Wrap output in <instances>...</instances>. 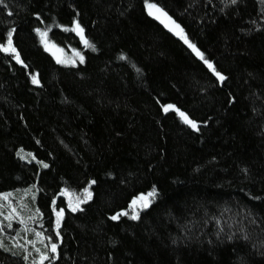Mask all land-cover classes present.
Listing matches in <instances>:
<instances>
[{
    "label": "trees",
    "instance_id": "16d2710c",
    "mask_svg": "<svg viewBox=\"0 0 264 264\" xmlns=\"http://www.w3.org/2000/svg\"><path fill=\"white\" fill-rule=\"evenodd\" d=\"M152 2L225 81L144 0L0 5V42L14 27L28 65L0 52V192L29 209L21 214L28 231L19 220L8 228L0 215V240L12 249L0 248V264L38 259L36 231L59 244V257L49 253L45 264H264V0ZM74 19L95 50L59 27ZM37 27L51 28L65 63L45 49ZM37 74L40 84L32 83ZM165 104L200 130L165 113ZM93 179L92 199L72 212L69 199L82 198ZM153 185L159 195L131 219V200ZM54 198L65 213L62 240ZM121 210L130 215L110 219Z\"/></svg>",
    "mask_w": 264,
    "mask_h": 264
},
{
    "label": "snow or ice",
    "instance_id": "6c2138e0",
    "mask_svg": "<svg viewBox=\"0 0 264 264\" xmlns=\"http://www.w3.org/2000/svg\"><path fill=\"white\" fill-rule=\"evenodd\" d=\"M228 3L230 5H235L238 3V0H228ZM145 7L148 10V14L150 16H154L155 19L159 20L166 28H168L170 31H172L176 36L180 37L181 40L192 50L193 53L197 57H199L200 60L204 62L205 65L215 74V76L221 81H225L227 77L221 72L218 71L217 68L214 65V62L210 59H208L205 56V53L201 51V49L197 46V44L193 43L190 38L188 37L187 33L185 32L184 28L177 23L175 19L169 13L161 7L158 3L152 2V0H144ZM0 5H4L7 7L5 4V0H0ZM12 13L9 12V15ZM38 15V14H37ZM59 27L63 28L65 31H71L75 32L79 38L80 41L84 44L86 48H92L95 50L96 45L92 43L86 36H85V29L82 26L81 22L79 19H74L72 22V26L68 27L65 25H59ZM34 31L39 35L41 43L44 45L45 49L49 52L52 53L53 56L56 57V60L58 63H65L63 59L58 55V52H62V49H59L58 46L50 41L49 39V32L51 31V28H40L37 27L34 29ZM16 32V29L13 27L10 30L7 31L6 34V41L5 42H0V52H3L5 54L10 55L13 59H15L18 63L22 64L24 67H28L27 64L24 63V60L21 58V52L20 50L16 47L13 41V35ZM76 56L79 57L80 61H84V56L80 51H76ZM121 59H127V57L122 56ZM73 63L75 61H72ZM137 71H140L137 69ZM32 83L34 84H40V80L38 79V74L34 75L32 77ZM163 109L165 113L169 112V110H174L178 115L182 118L183 122L196 131H199V126L198 122L194 119H192L187 112L182 111L180 108H178L174 104H165L163 105ZM17 155H20V153H17ZM25 158V157H21ZM33 159L35 157L33 156ZM43 165L44 168H48L49 165L44 163L43 161H38ZM246 171V170H245ZM97 181L95 179L89 181V186L84 189V196L81 198L77 196L75 198V202H73L72 199H69L68 201V207L71 209L72 212H76L78 210H82L80 208V205L84 204L85 202L89 201L92 199V192H91V186L95 185ZM33 188L35 185L32 186ZM65 193L67 192V189L64 190ZM159 195L158 189L155 185H153L152 189L148 193H141L138 196L133 197L131 200V203L129 204L128 208L131 209V219L134 220H139L140 219V211L144 209H148L155 197ZM13 196L12 192H0V209L5 207V204L3 202H7V207L10 209L8 216L5 218L8 223L7 227L12 228V221L13 220H19L20 224L25 225L24 230L28 231L29 229L27 228L25 224V219L22 217L21 213L17 210L16 207L13 206L11 197ZM53 205V212L55 213V236L56 237H61V224L64 218V208H59L57 211L56 208V199L54 198L52 201ZM24 205H22L23 207ZM36 213L38 215H42L40 213V210L37 208ZM0 215H3V212L0 211ZM130 213L128 210H121L116 212L114 215L110 217L111 220L113 221H118L120 220L121 216H129ZM37 217L36 216H30L28 217L29 220H35ZM4 231V226L3 222L0 221V232ZM35 231V230H33ZM36 237L39 239V242L43 245V249L41 248H34L35 252L38 254V259L32 258L31 259V264H45V261H48L50 259L49 253L56 254L54 258L59 257V244L56 242H53V237L51 235L44 236L43 233L36 231L35 232ZM62 240V237H61ZM45 241H48L49 243H45ZM35 241L28 240L27 244H32L35 246ZM50 244V247H49ZM20 248H24L26 251V246L25 245H18ZM0 248H4L6 251H12L11 248H8L3 240H0ZM16 252H13V255H16ZM31 254H26L23 256V259L25 261H28L30 259Z\"/></svg>",
    "mask_w": 264,
    "mask_h": 264
},
{
    "label": "rangeland",
    "instance_id": "374dc122",
    "mask_svg": "<svg viewBox=\"0 0 264 264\" xmlns=\"http://www.w3.org/2000/svg\"><path fill=\"white\" fill-rule=\"evenodd\" d=\"M58 55L60 57H62V53L61 52H58ZM11 200H12L13 206L16 207L17 210L21 214H24L25 213L24 210H26V213L29 212V209H26L25 207H22V205H25L24 201H21L20 199L13 200L12 197H11ZM72 200L75 202V199H72ZM4 204H5V207H3L2 209H0V211H2L3 212V215H6V217H7L10 209L6 206L7 205V202L6 201L4 202Z\"/></svg>",
    "mask_w": 264,
    "mask_h": 264
},
{
    "label": "water",
    "instance_id": "95a60500",
    "mask_svg": "<svg viewBox=\"0 0 264 264\" xmlns=\"http://www.w3.org/2000/svg\"><path fill=\"white\" fill-rule=\"evenodd\" d=\"M175 36H176V35H175ZM176 38H180V37L176 36Z\"/></svg>",
    "mask_w": 264,
    "mask_h": 264
}]
</instances>
